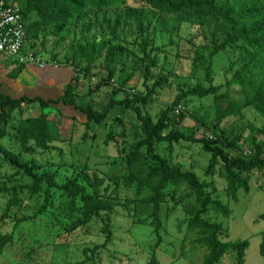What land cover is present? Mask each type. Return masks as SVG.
Here are the masks:
<instances>
[{
	"label": "rangeland",
	"instance_id": "1",
	"mask_svg": "<svg viewBox=\"0 0 264 264\" xmlns=\"http://www.w3.org/2000/svg\"><path fill=\"white\" fill-rule=\"evenodd\" d=\"M231 1L214 0L213 8L229 6ZM236 2L247 13L234 21L233 28L244 25L264 46V0ZM81 11L80 20H73L60 35H55L53 25H44L38 38H26L25 49L41 55L48 69L40 71L0 57L2 65L13 68H7L9 77L21 72L24 79L21 87L18 80L4 86L6 94L56 98L70 83L79 104L102 110L115 89L117 99L145 98L137 105L153 121L163 110L169 116L176 115L173 110L178 102L185 108L178 132L194 138H217V144L230 157L252 152L250 140L255 136L264 154V119L247 103L243 88L233 80L235 73L257 55L242 40L226 41L229 24L220 11L214 15L169 13L135 1L111 6L86 4ZM132 16L143 18L142 35ZM117 18L122 22L112 36L106 22L113 24ZM105 43L124 47L112 65L114 75L109 81L104 52L100 55ZM79 47L89 51L87 69L76 65ZM196 85L214 87L216 92L184 97V92ZM226 97L242 104L241 115L220 117V111L227 107ZM57 107L60 115L54 119L60 139L51 141L46 149L32 142L24 145L15 136L21 121L38 114L36 103L7 114L6 122L0 125L4 129L0 146L20 162L33 164L35 172L51 174L58 186L75 181L87 193L110 201L113 210L100 212L88 224L81 223L79 200L75 208L68 207V197L59 187L50 188L46 197L44 183L38 193H32V178L0 154V264H146L153 254L158 264H200L207 246L196 242L197 230L188 228L191 211L200 205L181 180L169 182L163 191L161 241L155 246L152 206L142 201L150 194V186L138 190L135 178L128 177L125 160L133 144L143 138L135 114L116 105L102 123L94 124L70 106ZM156 152L182 171H193L207 184L209 197L226 206L227 215L209 207L204 217L223 225L224 241H248L243 264H264V220L258 218L264 213V172L251 171L246 176L248 191L239 189L234 198L220 158H215L210 173H205L211 154L199 144L160 142ZM148 163L143 155L133 163L135 177L146 176ZM107 215L111 240L104 244ZM215 264H235L234 250Z\"/></svg>",
	"mask_w": 264,
	"mask_h": 264
},
{
	"label": "trees",
	"instance_id": "2",
	"mask_svg": "<svg viewBox=\"0 0 264 264\" xmlns=\"http://www.w3.org/2000/svg\"><path fill=\"white\" fill-rule=\"evenodd\" d=\"M20 1L22 8V16L25 24L26 38L35 40L39 36V32L44 25H53L55 35H60L67 25L73 20L78 21L82 16L84 5H114L120 2L135 1L140 3H148L154 8L169 13L193 12L194 14L214 15L220 11L222 17L228 22L226 28V41L237 42L239 40L248 43L253 49L256 58L250 64H247L238 70L233 80L243 88L247 103L252 105L254 110L264 119V46L251 34V32L242 25L235 30L233 28L234 21L244 17L246 10H242L238 6L236 0H232L228 5L222 7L217 6L214 10V0H17ZM252 12V11H251ZM251 12H248L250 14ZM130 19L136 25L139 33H144V20L139 16H132ZM122 20L117 18L112 22H106L110 34L116 35V30ZM161 47V46H159ZM103 54L105 67L107 68V81L114 75L112 65L115 59L124 53V47L121 44L105 43L100 48ZM36 54L35 51H32ZM144 55L147 56L145 49ZM38 55V54H37ZM75 55L79 56L76 63L78 67L88 68L90 63V54L87 48L79 47ZM41 56V55H40ZM98 59V58H95ZM216 88H203L200 85L194 86L184 92V97L195 96L205 97L209 94H214ZM116 90L113 89L112 96L105 104L102 110H97L91 105L83 106L78 103L73 92L72 86L68 83L62 95L56 98H42L38 95L19 97H11L10 95L0 92V125L6 122V116L14 110H19L23 106L38 104L39 112L36 116L26 118L21 121L15 128L16 138L24 145L27 142H32L36 147L46 149L51 141L60 139L59 129L56 127L55 117L60 115V110L57 106L60 104L70 106L75 111L82 113L87 121L94 124L102 123L109 111L116 105H122L130 109L140 122L143 138L135 142L132 149L126 154V166L128 177H134L137 181L138 190L145 186H150V194L143 198V203L152 206L151 223L154 226V232L157 236L155 246L161 241L159 235L160 220L159 210L160 204L164 201V189L169 182H177L179 180L185 182L195 194L196 200L199 203V208L191 211L192 216L188 220V228L192 231L197 230L198 237L196 242L207 246V253L203 256L200 264H215L229 250H234L235 264H243L244 251L248 246L247 240H240L232 243L224 241L223 225L220 222L210 221L204 217L208 208L221 212L227 215L226 206L218 199H212L207 193V184L199 180L193 171H182L177 165L171 164L167 158L160 156L156 152V145L160 142H175L181 140L199 144L201 149L211 154L205 173L208 175L212 168V163L215 158H220L223 162L225 178L228 182L229 193L236 198V193L239 189L248 191L247 178L251 171L264 172V154L262 145L256 142L255 136H252L250 145L253 151L250 153H241L235 157L228 156L223 147L217 144V138H194L190 135H184L177 131L179 123L183 117L181 113L185 111L181 103L175 102L174 111L178 105H181V110L176 115L169 116L167 110H163L158 119L153 121L152 118L143 114L138 102H143L145 98L138 100L133 98H115ZM151 94V91L147 95ZM227 107L220 111V117L230 115H241L240 102L230 100L226 97ZM202 119V118H201ZM169 129L166 134L163 130ZM4 135V129L0 127V140ZM231 142V141H230ZM25 151L30 149L25 147ZM0 154L12 166L22 170L26 175L32 178V186L29 187L32 193H38L41 184H45L44 195H49L50 188L59 187L68 197V207L75 208L77 200L81 206L77 208L81 216V223L88 224L93 217L100 216V212L110 213L113 210V204L105 199H99L92 194L87 193L83 186H79L73 180L66 181L63 185L58 186L51 174L47 172L37 173L34 171L35 166L20 162L16 155L0 146ZM142 155L149 161L145 165L147 173L143 178L135 177L132 171L133 163L142 159ZM245 175V177H243ZM150 183L152 185H150ZM264 220V213L258 216ZM103 231L106 233L104 244L111 240L110 218L107 215L104 219ZM103 244V245H104ZM73 264H82L75 262ZM146 264H158V260L153 254Z\"/></svg>",
	"mask_w": 264,
	"mask_h": 264
},
{
	"label": "built area",
	"instance_id": "3",
	"mask_svg": "<svg viewBox=\"0 0 264 264\" xmlns=\"http://www.w3.org/2000/svg\"><path fill=\"white\" fill-rule=\"evenodd\" d=\"M26 31L22 8L17 0H0V57L21 65L47 68V61L25 49ZM57 67V64H53ZM181 105L175 109L179 113Z\"/></svg>",
	"mask_w": 264,
	"mask_h": 264
},
{
	"label": "crops",
	"instance_id": "4",
	"mask_svg": "<svg viewBox=\"0 0 264 264\" xmlns=\"http://www.w3.org/2000/svg\"><path fill=\"white\" fill-rule=\"evenodd\" d=\"M24 66H29L31 68H36V69H38L40 71L48 69V68L40 69V68H38L36 66H31V65H24ZM7 68L13 69V68H11L9 66H4V65H2L0 63V92L4 93V94H6L4 86H9L10 84H15L16 80H18L20 82H17V84H19L20 87H21V84L24 82L23 74L21 72H20V75L16 76L15 78H11V77H9L7 75L10 72V70H8ZM45 99H47V98H45Z\"/></svg>",
	"mask_w": 264,
	"mask_h": 264
}]
</instances>
